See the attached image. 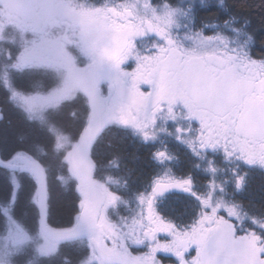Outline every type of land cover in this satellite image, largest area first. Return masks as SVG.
Returning a JSON list of instances; mask_svg holds the SVG:
<instances>
[{
	"label": "snow or ice",
	"instance_id": "6c2138e0",
	"mask_svg": "<svg viewBox=\"0 0 264 264\" xmlns=\"http://www.w3.org/2000/svg\"><path fill=\"white\" fill-rule=\"evenodd\" d=\"M257 173L264 0H0V264H264Z\"/></svg>",
	"mask_w": 264,
	"mask_h": 264
},
{
	"label": "trees",
	"instance_id": "16d2710c",
	"mask_svg": "<svg viewBox=\"0 0 264 264\" xmlns=\"http://www.w3.org/2000/svg\"><path fill=\"white\" fill-rule=\"evenodd\" d=\"M208 15V14H203ZM129 153V167L137 169V174L140 170L145 173L149 172L147 161V152L140 150L137 152L136 148L129 143L125 146ZM133 155H138L139 159H132ZM264 197V176L259 173L254 175L251 181L249 192L246 194L247 199H254L257 202ZM74 215V195L73 193L61 189L54 188L51 197V222L54 226L66 227L69 226Z\"/></svg>",
	"mask_w": 264,
	"mask_h": 264
}]
</instances>
